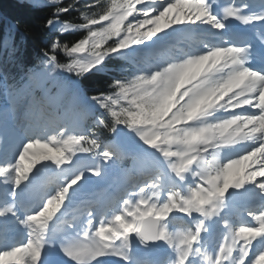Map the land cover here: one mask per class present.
Here are the masks:
<instances>
[{
	"label": "snow or ice",
	"instance_id": "obj_1",
	"mask_svg": "<svg viewBox=\"0 0 264 264\" xmlns=\"http://www.w3.org/2000/svg\"><path fill=\"white\" fill-rule=\"evenodd\" d=\"M42 2L48 32L87 36L51 40L6 90L27 123L0 113V264H264V0H110L79 24L61 21L73 5ZM176 33L198 46L89 95L111 58ZM112 171L101 201L88 186Z\"/></svg>",
	"mask_w": 264,
	"mask_h": 264
},
{
	"label": "trees",
	"instance_id": "obj_2",
	"mask_svg": "<svg viewBox=\"0 0 264 264\" xmlns=\"http://www.w3.org/2000/svg\"><path fill=\"white\" fill-rule=\"evenodd\" d=\"M73 1H61L59 6L73 5L72 10L61 17V21L79 24L82 23L81 3ZM106 1L108 0H102L100 5L103 6ZM52 10L51 7L45 6L42 0H0V100L9 87L19 89L27 82V73L38 67L41 51L51 40L59 38L62 45L67 43L71 46L72 43L87 36L85 30H71L63 35L48 32L43 25ZM112 42V40L107 41L109 45ZM57 55L59 62H70L71 58L63 53ZM147 58L141 60L138 54H135L131 60L111 58L106 64V72L95 73L86 82L90 89L89 95L97 94L98 89H106L114 75L131 78L129 73L133 64L146 63ZM46 87L52 90L54 96L59 91L51 82ZM57 113L62 115L63 108L58 109ZM102 135L107 138L111 133L103 130Z\"/></svg>",
	"mask_w": 264,
	"mask_h": 264
},
{
	"label": "rangeland",
	"instance_id": "obj_3",
	"mask_svg": "<svg viewBox=\"0 0 264 264\" xmlns=\"http://www.w3.org/2000/svg\"><path fill=\"white\" fill-rule=\"evenodd\" d=\"M73 2L81 3L80 6L82 12L91 15L93 12L101 13L103 11L102 8L106 7L110 3V0L104 2L103 4L104 7L100 5V2H102V0H74ZM89 5H97V6L93 8H89L88 7ZM129 19H131V17ZM81 21L82 23L84 22L82 19ZM197 46H198V41L193 36H191V38L188 39L185 38L183 34L176 33L170 36L167 39V41L160 46V48H162V52L156 54L157 56L156 59L157 61L164 60L167 59L169 56L175 54V52L178 50L194 49ZM133 47H137V46H133ZM138 47H142V45ZM5 109L8 110L10 123L12 125L17 127H23L24 125H26L27 121L24 119L25 109L23 107V101L20 104H18V106L13 111V105L9 102V99H7L5 105H2L0 107V113H2ZM44 115L46 116L47 114L45 113ZM31 118L34 121H39L42 118V114L39 112V110H37L33 113ZM132 166H133V161L130 158H126L125 160L121 161L119 165V167L123 169H131ZM120 179L121 178L119 176V173L117 171H112L110 172L106 180L95 184H90L88 186V189H90V186H92L91 192L102 194L104 188L110 186L114 182H120ZM93 180H95V178H93Z\"/></svg>",
	"mask_w": 264,
	"mask_h": 264
},
{
	"label": "bare ground",
	"instance_id": "obj_4",
	"mask_svg": "<svg viewBox=\"0 0 264 264\" xmlns=\"http://www.w3.org/2000/svg\"><path fill=\"white\" fill-rule=\"evenodd\" d=\"M183 36L185 37V38H188V39H190L191 38V36L190 35H185V34H183ZM238 111V110H237ZM72 211V210H71Z\"/></svg>",
	"mask_w": 264,
	"mask_h": 264
}]
</instances>
